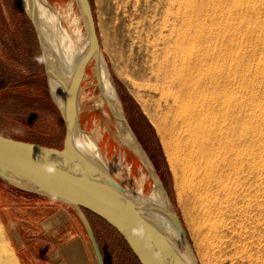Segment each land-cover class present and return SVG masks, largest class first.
I'll return each instance as SVG.
<instances>
[{"label":"rangeland","instance_id":"374dc122","mask_svg":"<svg viewBox=\"0 0 264 264\" xmlns=\"http://www.w3.org/2000/svg\"><path fill=\"white\" fill-rule=\"evenodd\" d=\"M35 1L49 22L57 25L71 48L85 40V23L77 0ZM127 1L124 7H119L116 0H90L100 55L120 101L127 124L125 133L135 139L149 164L124 141L117 118L102 101L95 60L90 61L86 69L78 110L90 153L131 194L136 204L135 196L150 197L155 193L158 184L152 175L154 170L199 264H224L225 261V264H264L263 217L254 209L246 212L241 190L249 188V185L243 187L241 174L231 171L223 162H218V172L213 176L218 181L215 193L218 194L216 201L220 211L217 210V215L223 238L220 239L221 249H214L224 251L226 260L224 258L220 263L213 260L210 257L212 250L195 231L187 211V197L180 188L179 171L172 165L166 151L169 139L162 133V126L156 118L158 94L148 91L144 84L145 81L166 80L171 75L177 62L175 40L178 21L171 17L173 9H167L165 0ZM37 33L19 0H0V132L10 139L61 149L65 123L51 93L50 72ZM128 55L132 57L129 63L134 68L133 72L125 70ZM258 183L264 200V173ZM0 187L17 198L41 197L19 194L17 191L21 190L1 180ZM6 202L4 192L0 191V209ZM72 212L92 248L95 264H99L87 231L74 210ZM85 215L103 264H136L128 246L117 233L88 212ZM0 222V244L5 245L8 241L15 251L1 212Z\"/></svg>","mask_w":264,"mask_h":264},{"label":"bare ground","instance_id":"6f19581e","mask_svg":"<svg viewBox=\"0 0 264 264\" xmlns=\"http://www.w3.org/2000/svg\"><path fill=\"white\" fill-rule=\"evenodd\" d=\"M19 1L25 11L34 12L50 69L51 93L62 105L64 88L76 73L87 41L71 48L35 0ZM127 2L116 0L119 7ZM160 2L173 9L171 17L178 21L177 62L166 80L144 84L148 91L158 94L156 118L169 139L166 151L179 171L180 188L187 197V211L195 231L212 250L210 257L220 263L225 258L224 251L214 249H221L223 239L217 215L218 181L213 177L218 172V162L241 174L243 187L249 185L241 190L244 209L258 211L264 220V200L258 183L264 173V0ZM131 59L130 55L125 58L128 72L134 71ZM97 66L102 101L117 118L124 141L146 161L145 154L125 133L120 101L101 55ZM82 140L90 153L89 144L84 137ZM75 142L78 143L76 139ZM102 182L112 189L107 181ZM135 197L140 213L157 227L162 239L187 248L159 185L150 197ZM0 264H21L8 241L0 244Z\"/></svg>","mask_w":264,"mask_h":264},{"label":"water","instance_id":"95a60500","mask_svg":"<svg viewBox=\"0 0 264 264\" xmlns=\"http://www.w3.org/2000/svg\"><path fill=\"white\" fill-rule=\"evenodd\" d=\"M77 2L85 23L87 46L76 73L64 88L62 105L56 101L66 128L64 145L61 149L46 147L10 139L0 132V180L15 189L59 200L73 207L89 235L99 264H103L101 252L85 212L97 216L114 229L140 264H199L171 205L170 211L187 248L177 247L162 239L157 227L140 213L131 194L85 147L78 112L81 85L89 62L97 61L100 55V45L90 0ZM26 13L38 32L37 36L48 67L34 12ZM145 162L149 164L147 158ZM152 175L164 192L154 170ZM103 180L107 181L112 189H108Z\"/></svg>","mask_w":264,"mask_h":264},{"label":"crops","instance_id":"0c3cea01","mask_svg":"<svg viewBox=\"0 0 264 264\" xmlns=\"http://www.w3.org/2000/svg\"><path fill=\"white\" fill-rule=\"evenodd\" d=\"M0 191L7 201L1 216L22 264L96 263L69 204L47 197L17 198L1 187Z\"/></svg>","mask_w":264,"mask_h":264},{"label":"trees","instance_id":"16d2710c","mask_svg":"<svg viewBox=\"0 0 264 264\" xmlns=\"http://www.w3.org/2000/svg\"><path fill=\"white\" fill-rule=\"evenodd\" d=\"M19 194H24V195H28V193H25V192H22V191H17ZM89 214H91V213H89ZM92 216H94V217H96L98 220H100L103 224H105L106 226H108L109 228H111L107 223H105L103 220H101L100 218H98L97 216H95V215H93V214H91ZM112 229V228H111ZM115 233H117L114 229H112ZM128 248V247H127ZM128 250H129V252H130V254H131V256H133V258H134V261H135V263L136 264H140L139 263V261L134 257V255L132 254V252L130 251V249L128 248Z\"/></svg>","mask_w":264,"mask_h":264}]
</instances>
